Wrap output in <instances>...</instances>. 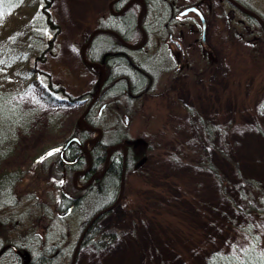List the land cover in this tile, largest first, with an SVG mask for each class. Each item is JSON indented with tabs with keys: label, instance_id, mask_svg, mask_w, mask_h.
I'll use <instances>...</instances> for the list:
<instances>
[{
	"label": "rangeland",
	"instance_id": "1",
	"mask_svg": "<svg viewBox=\"0 0 264 264\" xmlns=\"http://www.w3.org/2000/svg\"><path fill=\"white\" fill-rule=\"evenodd\" d=\"M49 1V9L54 21L60 26V33L50 49H44L49 36L45 27L32 26L34 20L40 16L38 14L40 0H21L18 6L12 7L9 11L4 10L6 19L0 16V71L8 70L14 86H17L14 100L22 109L31 110L35 115L29 120L30 126L18 131L16 147L12 155L0 163V170L9 173L16 170L24 172L23 179L17 183L19 188L17 190L20 191L18 193L7 192L6 183L0 182V212L4 210L3 212L9 215V222L17 221V225L19 221L21 222L20 233L23 232L22 235L26 236L25 243L30 245L34 256L48 250V255L55 257V253L60 252L58 257L60 261L71 264L75 245L82 228L92 216V210L112 197L113 192L107 195L96 192L92 200L81 202L75 210L63 214L61 210L63 204L55 196V192L46 191L48 185L54 184L46 172L51 166L46 165V169H40L37 173L32 170V158L43 146L57 145L74 123H83L84 104L68 102L61 92L50 91L47 84L49 83L52 88L63 87L71 96L94 91L99 79V68L87 65L88 62L84 59L89 61L86 49L89 44L85 48L83 44L91 32L102 29L99 26L109 22L111 0ZM138 1V10H140L141 0ZM235 1L250 11L264 15V0ZM166 2L168 9L153 7V15L149 13L144 18L142 16L145 11L143 12L141 18L145 19L144 24L148 26L146 51L131 52L132 56L151 72L154 78V93L143 94L140 98L127 102L115 101L108 110L103 111L100 122L98 120L96 122L98 127H103L105 123L111 126L117 123L123 125L127 135L136 137L138 141L134 148L136 152L145 146V136L154 140L153 145L157 144L160 149L158 152L162 154L160 158L150 159L156 177L147 180L150 185L149 190H142L139 189L141 183L137 182L135 176L132 174H128L126 178L124 176L119 202L111 211L103 212L102 218L98 221L100 226L115 229L117 238L101 251L95 250L93 245L79 248L73 264H200L204 260L202 250L199 252L193 249L180 235H171L167 232L166 229L174 233L176 226L161 220L157 222L154 217L146 216V207L143 206L142 200L144 195L152 196L156 200L147 205L151 209L156 208L159 214L161 210L163 212L167 210L170 214H174L172 216L192 222L193 218L199 219L198 212L196 213L193 207L179 198L175 188L165 182L164 177L174 176L193 193L197 207L211 214L214 220H225L230 217L242 220L241 212L234 209L229 200L231 196L238 201V207L242 204L240 196L237 197L235 193V189L240 184L237 168H241L242 176L252 177L264 184L262 31L247 17L248 14L231 6L226 0H167ZM193 3L199 4L205 15V37L206 40L208 39L205 46H208L209 54L204 53L206 59L201 58L199 18L193 12H189L181 16L179 21L176 20L183 29H186V24L193 25L190 29L193 32L190 33L186 29L185 34L180 35H184L181 38L188 56V65L193 67L190 75L194 72L200 73V79L189 80V77H173L164 72L165 62L170 61L171 65L176 66V59L168 49L170 47H162L160 42L163 43L167 37L163 33L166 31L165 22L168 21L169 9L171 12L173 8L175 13H178ZM213 4L217 8L212 13ZM221 8L227 13L228 26L224 19H220ZM21 19L23 23L31 25L35 32L41 33L38 46L35 50L30 49V52L35 51L34 55L26 53V48L31 42L25 37L21 28L18 29L21 21L17 24L16 22ZM179 27H171L173 35L179 33ZM229 27L234 30V34L230 32V36L227 32ZM102 32L104 31H96L93 35L97 36ZM103 36H97L96 43H99ZM142 36L143 34L140 33V37L131 40L129 44L137 45L142 40ZM233 44L235 46H232ZM43 49V57L36 59V53ZM165 58L166 61H162L160 65L162 69L158 70L159 62ZM209 62L215 67L208 68ZM203 70L205 72L202 74ZM239 88L245 91V97H235L240 95ZM254 90L258 94L256 97H251V92ZM51 96H54L53 101L49 99ZM234 98H238L239 101L236 100L238 101L236 103ZM248 104L249 108L246 109L245 106ZM192 106L194 112L190 111ZM239 106L240 110H238ZM200 115L221 123V133L215 138L213 149L204 142L203 138L193 134L196 129L191 122L196 121ZM52 120L56 126L51 127ZM118 128L116 126V130ZM172 133L173 137L181 139L193 138L196 151L205 150V153L214 160L221 175L225 177V185L221 186L218 179L209 171L195 164L186 163L179 158L176 160L168 158L171 151L167 152L165 147L170 148ZM190 133L192 136L189 135ZM95 135H98V131H95ZM110 152L109 150L108 153ZM161 184L172 190V196L168 193L164 195L152 191L153 186H161ZM77 185H79L78 181ZM4 193L7 194L2 195ZM179 208L185 209L188 216L183 217L182 211L176 216V209ZM158 209L160 211H157ZM244 219L251 220L247 217ZM251 221L258 230L264 231V219L255 217ZM198 225L203 227L206 233L215 234L214 230H211V224L198 223ZM17 238L20 237L16 235ZM46 258L50 257L45 256L43 259Z\"/></svg>",
	"mask_w": 264,
	"mask_h": 264
},
{
	"label": "trees",
	"instance_id": "2",
	"mask_svg": "<svg viewBox=\"0 0 264 264\" xmlns=\"http://www.w3.org/2000/svg\"><path fill=\"white\" fill-rule=\"evenodd\" d=\"M167 0H144L145 2V12L143 14V18L149 15L152 12L153 7L158 9V6L162 7L163 9L167 6ZM21 0H0V16L6 19L5 11H9L12 7H16L20 4ZM155 4V5H154ZM139 1L135 0L130 4V6L123 12L124 14L120 18H116L113 16H109V22L104 25H100L99 27L102 29H110L114 31L117 36L121 39L126 41H131L136 39V37H140V30L136 25V17L138 15L139 9ZM191 5L196 6L202 13L204 19L205 15L200 9V5L197 3H193ZM231 5V4H230ZM233 6V5H231ZM50 1L49 0H40V7L38 9V19L34 20L32 26H44L47 33L49 34L46 47L44 49H50L53 41L57 38L58 34L60 33V26L54 21L53 15L50 11ZM213 9L211 12H215L217 6L213 4ZM172 10V9H171ZM170 9L168 13V17L170 14ZM258 14V13H257ZM153 15V14H152ZM262 20L264 21V15L258 14ZM222 17V18H221ZM251 21L256 23L259 30L263 33L264 38V28L262 25L253 17L247 16ZM143 18L142 21H143ZM227 13L224 9H220V19L225 21V24H229V20L227 19ZM21 23L18 27L25 37L31 42L28 48H26L27 55L35 54L30 52V49L35 50L40 42L41 36L40 31H34L32 26L28 23H23V20H17ZM206 21V19H205ZM145 29L148 31L147 24H143ZM17 27V26H16ZM227 32H233L234 30L229 27ZM29 33L32 35L30 36ZM104 35L103 39L100 40L99 43H96V40H93V47L95 49V53L101 54L103 51H117L119 48V44H116V37L112 33L103 32L98 33L97 36ZM138 35V36H133ZM95 36V38L97 37ZM228 36V37H229ZM98 38V37H97ZM96 38V39H97ZM108 38V39H107ZM113 40V41H112ZM115 41V43H114ZM232 46H235L234 44ZM236 48V47H235ZM44 49L40 50L36 53V59H41L44 55ZM237 51V50H236ZM113 53V52H111ZM115 54H110V58L108 59L109 62H123L125 61L123 58L113 56ZM92 56V53L89 54V57ZM134 58V57H133ZM135 61L137 59L134 58ZM139 62V61H137ZM207 65L208 68H214L215 65L212 62H209ZM146 74L143 75L144 81L141 82L138 80V84L141 88L147 87L148 94H152L153 92V77L151 72H149L146 68ZM202 72H205L204 70ZM242 74V73H241ZM198 77V78H196ZM192 79H200V75H190L189 80ZM151 82V83H150ZM152 84V85H151ZM242 85V82L240 81ZM49 83L47 87L50 91L54 93H62L66 96L68 102H73L75 100L82 99L86 96V94H81L77 96H71L67 94L63 87L55 86L50 87ZM17 86H14L13 81L10 78L9 71L4 70L0 71V163L9 158L14 148L16 147V137L18 131L20 129L26 128L30 126L29 120L34 118L35 115L31 112V110L22 109L20 104L14 100V94L16 92ZM240 95L235 97L243 96L245 97V91H242L239 88ZM258 92L256 90L251 92V97H256ZM248 97V96H247ZM249 98V97H248ZM247 98V99H248ZM50 101L54 100V96L49 97ZM235 102L237 103L239 100L238 98H234ZM238 100V101H236ZM195 102V100H194ZM193 102V103H194ZM240 110L241 107H238ZM244 110L249 108V104L247 106L242 107ZM191 112H194V106L190 109ZM87 120L95 125V123L100 122V119H94L90 116L86 117ZM34 120V119H33ZM50 125L56 126L54 121H50ZM54 124V125H53ZM76 126V123H74ZM191 124L195 125L194 129H196L193 134L197 137H201L204 139V142H207L208 146L212 148L215 146V138L220 135L221 128L220 122L217 120L214 122L211 119L203 117L202 115L198 116L196 121L192 120ZM33 125V124H32ZM117 125H120L117 123ZM104 128H106L104 126ZM258 130H260L258 128ZM77 134H82L79 128L75 129L74 132ZM187 133V132H186ZM88 136L92 135V131H88ZM191 135V133L189 134ZM192 136V135H191ZM127 135L122 130H114L113 133L111 130H103L102 136L94 143L96 150V154L94 156V165L96 166V172H99L102 168L103 161L106 156V149L108 146L115 145L118 142L123 141ZM173 133L171 135L170 148H166V151L170 152L168 154V158L172 160L176 159H183L186 163L195 164L199 168H202L209 171L215 178L218 179L221 186H224L226 182L225 177L221 175L218 166L215 164L214 160L205 153V150L196 151L194 146V140L191 139H181L176 136L173 138ZM186 140V141H185ZM206 140V141H205ZM154 140H151L149 137L145 136V146L140 149V151H134L133 148H128V153L125 157V164L123 163V154L122 148L116 147L111 150L110 158L107 164V168L102 173V175L97 179V181L92 185V187L96 188L92 190L90 193L84 192L81 197L79 198V202L75 204V208H77L79 203L90 200L93 196V192H99L103 195L107 194L106 189L107 186H111L112 188V197L110 196L106 201L98 204L92 211L93 215L96 211H98L102 207H106L111 205L115 200L120 188L121 182V172L122 167L125 165V178L128 174H132L136 177L138 183H141L139 189L146 190L150 189V185L148 184L147 180L151 177L155 178L156 173H154V169L151 168L150 159L160 158L162 154L158 151L160 150L157 144L153 145ZM47 146V145H46ZM45 147L43 146L42 149L38 150V153L32 158V167L33 171L35 170L37 173L40 172V169L43 167V163H45L46 158H51L50 156L44 155ZM213 149V148H212ZM198 153V154H197ZM160 154V155H159ZM159 155V157H158ZM144 158V162L135 167L136 161L140 158ZM163 158V157H162ZM161 158V159H162ZM35 168V169H34ZM237 168V167H236ZM238 170V177H239V186L235 189V193L240 196L241 199V206L238 205V201H235L233 197L230 196V204L233 206L234 209L241 212L242 220H238L235 218L230 217V219L225 220H214L215 218L205 211H201L197 207V200L194 197L193 193H191L187 187L179 180V178L174 176H167L165 178V182L170 184V186L174 187L175 190L179 194V198L181 197L182 200L186 201L191 207H193L194 211L199 214V219L193 218V222L191 220L182 219L179 217L172 216L174 214H170L167 210L164 212L161 210L160 214L156 212V208L151 209L149 207L150 202L156 201L153 197H147L144 195L143 206H145L146 216H152L155 218L157 222L164 221L166 223H170L176 228L174 229V233L168 229L167 232L171 235H180L181 238L189 243V245L195 249L202 250L204 255V260L200 264H264V231L261 232L257 229L254 222L251 220L255 217H260L264 219V184L254 178L244 177L241 174V168H237ZM24 172L16 170L12 173H9L5 170H0V182H5L7 185L6 191L10 193H18L17 183L23 179ZM68 189H71L70 185H67ZM153 192H158L164 195L172 196V190L166 187V185L161 184V186H153ZM4 193L2 195H5ZM1 196V195H0ZM142 196V195H141ZM232 198V199H231ZM11 200V198H10ZM63 202V201H61ZM181 202V201H178ZM64 205V204H63ZM127 205V204H126ZM112 209V208H111ZM111 209H109L111 211ZM75 210V209H74ZM108 210V211H109ZM185 209H176V216L181 211L183 212V217L188 216ZM4 211V210H3ZM0 212V264H24L25 261L21 257L22 254L29 255L30 259L25 264H65V262L60 261L59 253H55V257H51L48 255V250L43 252L38 256H34L30 245L26 244L25 235H22L23 232L20 233V225L21 222L19 221L18 225L16 224L17 221L9 222L8 214L5 212ZM106 211V212H108ZM129 211V210H128ZM157 211H160L159 209ZM3 214V215H2ZM5 214V215H4ZM104 213L99 215L95 224L90 226L86 233L84 234L82 240L80 241L79 248L86 247L87 245H93V248L96 250H103L105 249L112 241H115L117 238V231L115 229L109 227L100 226L98 223L99 219L102 218ZM181 214V213H180ZM165 215V216H162ZM244 217L250 218L251 220H246ZM205 220V221H204ZM207 222L211 224V230L215 233L212 234L206 233L203 227L198 225ZM84 223V222H83ZM197 223V224H196ZM10 224V225H9ZM17 225V226H16ZM12 234V235H10ZM20 237L19 239H16ZM62 252V250H61ZM64 252V251H63ZM45 256L50 257L49 259H43ZM2 259V260H1ZM5 262V263H4ZM198 263V262H197Z\"/></svg>",
	"mask_w": 264,
	"mask_h": 264
},
{
	"label": "flooded vegetation",
	"instance_id": "3",
	"mask_svg": "<svg viewBox=\"0 0 264 264\" xmlns=\"http://www.w3.org/2000/svg\"><path fill=\"white\" fill-rule=\"evenodd\" d=\"M130 1L131 0L114 1L112 3V7L114 9L113 8L112 9L114 11H120V12L118 14H114L110 11V15L116 18H120L124 14L123 12L135 0H132L131 2ZM186 14H183V15H186ZM183 15L180 14V11L178 13H175V10L172 8L171 13L169 14V17H168V21L165 22L166 31L163 33V34H166L167 37L165 35L166 38L164 37L165 38L163 40L164 42L163 43L160 42V46L162 44V47H165V46L166 48L167 46L170 47L168 49H170L172 53L175 55L176 66L171 65L170 61L165 62L166 61V58H165V60H161L159 62V66L157 67V69L161 70L162 66L160 65L163 62H165L163 70L167 75H172L173 77L175 76V77L188 78L190 76V72H191L190 70H193L192 69L193 67L191 65H188V62H187L188 56L185 50L184 42L182 40L184 35L183 36H180V35L185 34L184 31L186 29L190 33L193 32V30H190L193 28L192 27L193 25L189 26V24H186L187 25V26L185 25L186 29H183V27H179L180 24L177 21H179L180 20L179 18ZM137 17H136V25L138 26ZM144 22H145V19H143V21L141 19V27L144 29V32L146 34V39H145L144 44L138 48L127 47L123 43L122 41L123 39H121L119 36H115L114 34H113L114 37H116L115 39L116 44H119V46L117 47L119 48V50L117 51L109 50V51H103L101 54L95 53V49L93 47V40L95 39L94 35L92 36L89 45L86 47L88 54L92 53V56L89 57V61L93 62V64L87 63V65L92 68H99L98 70L99 79H98V83L94 91L83 93V94H86L85 97H83L82 99L73 101V102H79V103L84 104V114H83L84 121L83 123H79V122L76 123V126L75 124H73L69 132L65 136L61 137V140L59 141L57 145L48 144L45 147L46 149L44 151L45 155L47 157L50 156L51 158H46L47 160H45V163H43L42 169L43 168L46 169L47 166L48 167L51 166V168H48L46 172L50 176L51 181L54 183L53 184L54 186L52 184L48 185L46 187V191L55 192L56 194L55 196L59 198L60 203L64 204L61 207L63 214L69 213L70 211L76 209L75 204L80 201L79 198L84 192L90 193L92 190L96 189L92 187V185L97 181L99 177L97 178L95 177L102 172L104 165H106V168H107V164H108L110 154H111L110 152L109 158L108 160H106V157L108 155L107 149L109 146L106 149V156L103 161L102 168L99 172H96V166L94 165V161H93L94 156L96 154V150L94 149L95 147L94 143H96L98 139L91 140L95 135V130H92L91 128L92 127L99 128L101 130V136H102L103 130H106V128L112 131V130H116V126H118L119 128L117 130L123 129V132L127 135L126 128L123 125L114 124L113 126H111L110 124L105 123L103 124V127H98L96 126V123L94 125L91 122H89L87 120L88 118L86 117L90 116L94 119L95 118L99 119L103 115V111L108 110L112 106L113 102L131 101L133 99L140 98L143 94L147 95L148 93L147 87L141 88L138 84L139 83L138 80L141 82L144 81L143 75L146 74L145 67L142 66L140 62L135 61L131 54V52L135 50L136 51L137 50L146 51L145 46L147 45V42H148V36H147L148 32L143 26ZM173 26L179 27V33L173 35L172 28H171ZM139 30L143 34L140 28ZM91 33L89 34V36L91 35ZM200 33H201L200 41H201V48H202L200 50L202 52L201 58L204 60L206 59L205 54L207 55L209 54L208 46L207 45L205 46V43L206 42L208 43V39L206 40L205 34H204L205 38L203 37L202 30L200 31ZM89 36L87 37V40ZM142 40H143V36H142ZM142 40L139 43H141ZM124 41L128 44L130 43L129 41H126V40ZM110 54H115L113 56L123 58L125 61L109 62L108 59L110 58L109 56ZM101 70H103L104 72V78L102 82L100 78ZM194 75H198V73L194 72ZM99 85H100L99 91L96 94H94L97 91ZM127 119L128 118L126 117L125 120L127 121ZM104 126L106 128H104ZM76 128H79L82 134L76 135L74 133ZM89 130H91L93 133L90 136H88L87 134ZM133 140H136V141L133 144L128 145L129 141H133ZM119 143H124L127 146V150L125 154V157H126L128 153V148L136 147L138 144V141L136 137H129L127 135V137L123 141L118 142L117 144ZM111 146H114V145H111ZM116 147L122 148V154L124 156L123 146L118 145ZM77 181L79 182V185H77ZM67 185H70L71 189H68ZM111 191H112L111 186L110 185L107 186L106 193L108 194ZM93 193H96V191ZM92 199L93 197L90 200ZM78 205H80V203ZM88 221L89 219L87 220V222ZM87 222L85 223V225L87 224ZM94 224H95V221L93 222L92 225ZM21 257L23 258L24 261H26L27 259H30L29 258L30 256L27 254H22ZM19 264H22V263H19Z\"/></svg>",
	"mask_w": 264,
	"mask_h": 264
},
{
	"label": "water",
	"instance_id": "4",
	"mask_svg": "<svg viewBox=\"0 0 264 264\" xmlns=\"http://www.w3.org/2000/svg\"><path fill=\"white\" fill-rule=\"evenodd\" d=\"M114 1H116V0H112V1L110 2V4H109V8H110V11H111L112 13H114V14H118L120 11H114V10L111 8L112 3H113ZM131 1H132V0H131ZM131 1H130V2H131ZM141 1H142V3H141L142 5H141V8H140V11H139L138 17H137V24H138L139 28H140V29L142 30V32H143V40H142L141 43H139V44H137V45H130V44H127L124 40H122L123 43H124L127 47H129V48H138V47L142 46V45L144 44V42H145V39H146V34H145L144 30L142 29V27L140 26V25H141V24H140L141 15H142L143 11L145 10V2H144V0H141ZM227 1H229L232 5H234L236 8H238L240 11H242V12L248 14L249 16L255 18V19H256V20L262 25V27L264 28V21L262 20V18H261L257 13H255V12H253V11H250V10L246 9L245 7H243L241 4H239V3H238L237 1H235V0H227ZM190 11L196 13V14L199 16V18H200V20H201V30H202V35H203V37H204V32H205V21H204V19H203V16L201 15V12H200L195 6L186 7L185 9H183L182 11H180V14L183 15V14H186V13H188V12H190ZM96 31L110 32V33L114 34L115 36H117V34H116L114 31H111V30H109V29H98V30H95L93 33H91V35L89 36L88 40L83 44V47H86V46L89 44V42H90V40H91L93 34H94ZM84 60H85L86 62H88V63H92V64H93V62H90V61H88V60H86V59H84ZM100 74H101V75H100V78H101V82H102V80H103V78H104V72H103V70H101V73H100ZM99 89H100V85L98 86V89H97V91H96L94 94H96V93L99 91ZM91 129H92V130H98V135H97L96 137H93V138L91 139V140H97V139L101 136V130H100L99 128H95V127H92ZM135 141H136V140L129 141L128 145H129V144H133ZM136 143H137V142H136ZM136 143H135V144H136ZM118 145H122V146H123V149H124L123 163L125 164V154H126L127 146H126L124 143H119V144H116V145H114V146H109L108 149H107V151H109L110 149H112V148H114V147H116V146H118ZM107 158H108V155H107ZM143 162H144V158L139 159V161L136 163V167L139 166V165H141ZM124 168H125V165H123V167H122V172H121V185H120L119 195H118L116 201H115L113 204H111V205H109V206H107V207H104V208L98 210V211L95 212V213L93 214V216L89 219V221L87 222V224H86L85 227L83 228V230H82V232H81V234H80V236H79V238H78V241H77V243H76V245H75V248H74V251H73V257H72V262H71V264H73V262H74V260H75V256H76L77 251H78V249H79L80 241L82 240V238H83L84 234L86 233V231L88 230V228H89V227L93 224V222L99 217V215H101L103 212H105V211L111 209L112 207H114V206L119 202V200H120V198H121V195H122L123 186H124ZM105 169H106V165H104L102 172H101L99 175H97L95 178L101 176L102 173L105 171ZM27 261H28V259L25 261V263H26ZM25 263H24V264H25Z\"/></svg>",
	"mask_w": 264,
	"mask_h": 264
},
{
	"label": "snow or ice",
	"instance_id": "5",
	"mask_svg": "<svg viewBox=\"0 0 264 264\" xmlns=\"http://www.w3.org/2000/svg\"><path fill=\"white\" fill-rule=\"evenodd\" d=\"M49 154H51V153H49Z\"/></svg>",
	"mask_w": 264,
	"mask_h": 264
}]
</instances>
